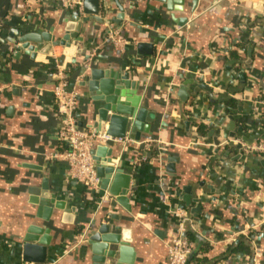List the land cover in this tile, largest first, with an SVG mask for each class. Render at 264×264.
Instances as JSON below:
<instances>
[{
	"label": "crops",
	"instance_id": "crops-1",
	"mask_svg": "<svg viewBox=\"0 0 264 264\" xmlns=\"http://www.w3.org/2000/svg\"><path fill=\"white\" fill-rule=\"evenodd\" d=\"M118 4L119 24L115 1L99 0V17L110 22L101 24L53 0H0V40L10 29L59 40L73 24L65 45L33 58L14 56L11 45L0 42V264H26L27 238L34 244L49 241L43 264H92L85 234L93 223L120 228L114 235L128 232L133 264H167V244L179 233L176 208L190 219L186 229L195 237L197 259L250 264L240 252L223 257L247 238L252 258L264 264V155L242 148L264 144V0ZM78 18L85 21L80 32L74 27ZM112 29L127 40L123 51L105 42ZM140 43L151 44L152 53L139 54ZM232 51L239 61L229 59ZM58 72L81 94L76 114L81 129L94 130L108 99L123 109L139 103L152 119L140 122L135 133L127 129L125 137L137 148L104 145L121 170L114 192L126 186L125 206L109 191L111 185L102 196L87 193L67 180L63 161L50 158L67 150L58 138L62 122L52 95ZM91 72L93 90L84 83ZM184 83H189L185 102L178 96ZM219 96L233 98L236 108L215 102ZM148 140L150 160L141 161Z\"/></svg>",
	"mask_w": 264,
	"mask_h": 264
},
{
	"label": "water",
	"instance_id": "water-1",
	"mask_svg": "<svg viewBox=\"0 0 264 264\" xmlns=\"http://www.w3.org/2000/svg\"><path fill=\"white\" fill-rule=\"evenodd\" d=\"M82 1V14L89 16L90 20L96 21L101 24H109V21L99 17L100 6L99 0H81ZM118 5L120 11L118 20H114L115 23H121L123 19V9L118 4V0H114ZM104 6L106 7L105 3ZM85 21H76L75 29L80 32L82 25ZM73 24L68 23L64 29L65 36L59 40H54L53 36L49 33L36 34L33 32L20 33L15 29H10L4 40H0L2 44H9L13 49L14 56H18L21 52L26 55L34 57L37 52L46 54L52 46L65 45L68 39V33L72 30ZM71 38L80 41V38L76 37V34H71ZM47 43V46H44ZM139 54L149 55L152 53L153 46L151 44L140 43L137 45ZM86 78L84 83L88 84L90 90L95 88V72ZM84 83L82 85H84ZM189 83H184L179 89V98L185 102L189 98L188 91ZM198 89L208 90L207 87L200 85ZM197 90V89H196ZM194 90V92H196ZM209 91V90H208ZM137 102V101H136ZM147 111L143 107H139V103L134 104L132 109H123L113 104L111 99L106 101V104L98 111V117L96 122L92 125L93 131L100 132L104 130L108 135L113 138L123 139L126 135L127 129L131 128V132L135 133L136 128H139V123L146 119ZM152 119H148L147 122H151ZM188 123H186L187 125ZM191 130L193 128H190ZM92 130V128H91ZM137 137V135H136ZM138 140V138H136ZM215 146L219 144L216 138L213 139ZM93 161L95 163V170L98 178L100 179V188L93 194L103 195L109 188V191L117 198V201L123 206L126 205V186L122 192H114L115 186L119 180H121V170L116 168V159L113 158L112 149H108L105 146H97L91 151ZM172 170V169H171ZM173 171V170H172ZM45 188V185L43 186ZM188 189H186L187 192ZM188 205L190 204L189 198L184 200ZM61 210H64L61 207ZM127 208V206H126ZM194 211H199V206L194 208ZM74 213V210L71 209ZM64 217L68 218L67 210L64 213ZM71 222V220H70ZM69 222V223H70ZM121 231L120 228H115L106 224L93 223L85 234L86 243L89 246L91 253L92 264H133L135 258V252L130 247L131 239L126 235L127 231H122L121 235H114L112 232ZM127 232V233H126ZM35 240L27 238L22 247V261L26 264H43L46 260L48 240L39 241L38 244H34Z\"/></svg>",
	"mask_w": 264,
	"mask_h": 264
},
{
	"label": "built area",
	"instance_id": "built-area-1",
	"mask_svg": "<svg viewBox=\"0 0 264 264\" xmlns=\"http://www.w3.org/2000/svg\"><path fill=\"white\" fill-rule=\"evenodd\" d=\"M65 10H75L82 14L81 0H53ZM226 0H215L216 3ZM120 29H112L107 32L105 42L113 47L124 50L128 44L127 40L122 37ZM92 59L90 55L85 63L81 66L82 71L86 72ZM82 75H80L81 77ZM3 88L0 85V93ZM52 95L55 105V111L62 122L58 133V138L67 146L64 152H55L50 154L51 159L61 160L66 164V177L69 182L82 185L87 193L97 192L100 188V179L95 170V163L91 154L92 148L97 144L104 146L107 144H119L125 146L133 144L135 148L139 144L133 143L131 139L124 137L113 138L104 130L95 132L91 129L83 130L77 126L76 114L80 106L81 94L75 84H70L66 77L58 72L52 89ZM141 161L150 160L146 151L151 146V141H145ZM245 154L264 155V144L242 145ZM173 216L177 219L179 233L173 236L167 244V264H188V257L194 250L193 243L185 236L186 226L190 219L182 208H176ZM250 264H259L254 258H251Z\"/></svg>",
	"mask_w": 264,
	"mask_h": 264
},
{
	"label": "trees",
	"instance_id": "trees-1",
	"mask_svg": "<svg viewBox=\"0 0 264 264\" xmlns=\"http://www.w3.org/2000/svg\"><path fill=\"white\" fill-rule=\"evenodd\" d=\"M245 41H246L245 39H243V41H242V44H243L244 47L245 46H248V42L246 43ZM229 59L230 60H234V59L236 60L237 59L233 51L230 52ZM236 61H239V59L236 60ZM233 92H234V90H233ZM214 101L215 102L222 103L223 105L226 106L227 109H235L236 108V104H237L236 101L233 98L229 97V96H219ZM185 236L191 242L193 240H195V237L189 232L188 229H186V231H185ZM237 252H240V253L248 256L251 259L252 256H253V248L251 246L250 240L247 239V238H241V239H239L237 241V243L231 245L226 250V253H225V255L223 257L226 258L227 256L232 255L233 253H237ZM190 259L192 260V263L191 264H214V263H209V261L206 260V259H197L195 257V255H194V250H193L192 254L188 257L189 263H190Z\"/></svg>",
	"mask_w": 264,
	"mask_h": 264
}]
</instances>
